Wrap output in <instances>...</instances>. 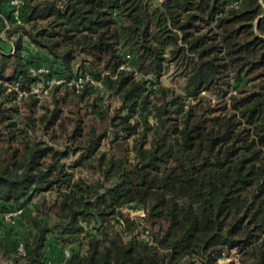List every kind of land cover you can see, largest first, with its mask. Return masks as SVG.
<instances>
[{
  "label": "trees",
  "instance_id": "16d2710c",
  "mask_svg": "<svg viewBox=\"0 0 264 264\" xmlns=\"http://www.w3.org/2000/svg\"><path fill=\"white\" fill-rule=\"evenodd\" d=\"M5 1L0 0V34L5 21L12 26L2 12ZM22 8L27 40L64 70L77 58L89 62L120 107L110 120L99 110L101 124L108 126L102 132L85 131L81 119L65 123L59 101L66 104L67 93L38 119L28 116L41 99L30 94L14 101L26 103V116L18 107L4 108L15 99L11 86L28 90L34 80L28 68L41 63L27 65L19 47L11 53L0 37V97L4 88L12 92L0 99V213L22 210L14 226L27 227L13 248L0 246V256L12 257L13 250L18 264H44L54 245L58 252L51 262L63 264H218L223 250H239L240 264H264V0H163L152 9L149 0H23ZM10 33L18 34L17 28ZM123 53L131 55L140 78L119 70ZM171 63L195 102L184 112L176 109L181 98L167 100L159 89L158 100L147 89ZM8 69L11 76L5 77ZM246 76L258 83L219 97L220 81L238 83ZM65 88L54 87L48 97ZM202 91L217 100L199 97ZM35 124L50 129L51 141L62 138L61 151L31 136ZM57 127L62 137L52 131ZM109 129L110 144L136 136L131 162L101 151ZM77 153L73 164L64 162ZM79 166L100 179H75ZM131 203L150 218H163L166 227L148 241H124L107 228L86 233L81 226L122 217L121 207ZM125 221L128 230L131 222ZM83 240V253L70 246Z\"/></svg>",
  "mask_w": 264,
  "mask_h": 264
},
{
  "label": "rangeland",
  "instance_id": "374dc122",
  "mask_svg": "<svg viewBox=\"0 0 264 264\" xmlns=\"http://www.w3.org/2000/svg\"><path fill=\"white\" fill-rule=\"evenodd\" d=\"M10 1L11 0H6L5 3L3 4L5 5V7H3L2 5L1 8H2V12L7 14V16L11 19L12 26L8 20L5 21L4 24H6L5 26L7 27L6 28L4 27L5 29L2 30L0 37L1 39H5V42L8 43V45L10 46L11 53L13 52L16 53V49L17 47H19V52L17 55L22 57L23 60L26 61L27 65H30V63H34V60H35L41 64L52 65L54 66L55 69H58V68L63 69L60 63H54L53 61L54 59L48 56L45 52L38 50L33 43L27 40V37L25 36V30H24L26 28L27 29L29 28L26 22H24V19H25L24 17L27 16V11H24L25 8H22V11L18 16V19L21 20V24H17L16 19L12 15L13 11L9 6ZM21 1L23 2V0ZM162 1L163 0H149V6L152 9L158 3ZM23 25L25 28L21 27ZM13 28H17L18 34L16 35L12 34V36H9V37L6 36V33L11 34L10 31ZM125 55L126 53H123L122 56H125ZM27 65L25 66V68L27 67ZM130 65H132V67L136 71V73L133 72L132 75L135 78H140L141 72L137 70L136 66L133 65L132 60L130 61ZM10 71H11L10 69L6 71L5 77L11 76ZM58 71L60 72L61 70H58ZM64 71L66 74H68L67 77L69 79L72 78V76L76 77L79 74L87 73L92 76L94 80V84L85 85L84 88L81 89L79 92H76L73 86L66 87L65 89H61L59 93L60 96L55 97L54 95H52V96L41 99L40 102L36 104L33 115L32 116L27 115V116L30 117V119H38L41 116L47 115L48 109L54 110L56 108L54 105L55 101H57L58 99L61 100V97H64V95H66L67 93L69 95L68 102L66 104L61 105V102L59 101V107L62 111V115L67 117L65 118V123L74 124V122L81 119V124L83 127H85L84 129L85 131L89 127H93L97 132H102L104 130L106 131V129H108V126L107 128H105L106 124H103V123L101 124V121L99 119V110L103 109V111L106 112V116L108 117L107 119H109L112 116L115 117V115H118L117 110L120 107L119 97L114 95L113 93L109 94V91L106 89L104 82L99 80V76L96 75V73L94 72V69L91 67L89 62L83 61L82 58H77L73 60L71 63V68L70 69L66 68ZM253 75H250L249 77H252ZM249 77L246 76L243 81H240L238 83H236L235 79L233 78L222 80L218 83L219 86L216 89V92L220 91L221 93V96H219L220 98L225 96L228 99L229 95L237 93V90L240 88H245L246 90H248L253 85H256L258 83L257 81L254 82V81L248 80ZM147 79H151V76L150 75L147 76ZM185 83H186L185 79L180 75V70L175 66V63H171L167 65V69L165 73L159 78L158 82L148 84L147 89L151 90L152 95L154 94V97L158 100L162 96L161 92L158 91L159 89L166 91V95H168L167 100H171L172 98H178V97L181 98L182 100L179 102V105H177L176 109L177 110L179 109L180 112H184L188 108V105L190 106V105L195 104V102L193 101L191 97H188L187 95H185V92H184ZM9 93H12V92L4 88L3 96H6ZM3 96H1L0 99H3ZM170 96L172 97L171 99H169ZM198 96L208 97L210 98L212 103H214L217 100L216 96L211 95L210 92L208 94L206 91L200 92ZM12 97H15V99L11 98L13 102L12 101L5 102L3 104V107L6 109L11 108V107H18V110L24 116H26V114H28L27 109H26L27 107L25 108L26 103L25 102H19V103L14 102V101L19 100V98L16 96V93H13ZM154 97L152 98L153 101H155ZM120 115L121 116L124 115V112H121ZM79 116L80 118H77ZM33 127H34L33 128L34 132L32 130L31 132L32 137L38 140H41V141H47L51 147H54L55 149L61 151V147L59 146L64 145L63 144L64 141L62 140V138H56V140L51 141L49 139V135H51L50 129H48L46 132L44 130V127L41 126L40 124H35L33 125ZM66 128L68 131H70L69 126H67ZM19 129H28V128L20 126ZM52 131H56V134H55L56 137H62L63 135V133L59 130V127H57L55 130H52ZM45 133H48L47 134L48 137H45ZM112 133H113L112 129H109L108 133L106 134V138L101 142V146H100L101 151H107L108 153H113L116 158H124V159L127 158V160L131 162L134 157L131 146H132L133 139L136 136L134 137L131 136L129 139L125 141L119 139L118 142H115L114 144H110L111 143L110 141L112 139ZM121 137L122 135L119 134V138ZM126 145L128 149H126ZM78 156H79V153H77L76 155L69 154V156L66 159H64V162L67 165H71L74 163V161L76 160ZM74 177L75 179L78 177H81L90 183L95 182L98 179H100L99 174H93L90 169H85L80 166L77 168H74ZM106 185H110V184L106 183ZM29 209H31L30 206H27L26 209L24 208L23 214L26 213V210L28 211ZM119 212L122 214V217H119L118 215L109 216L108 217L109 222L105 224H96L93 221H91L90 223L81 222V226L85 228L86 233H91V232L93 233L94 227L98 230H101L104 227V228H107L109 233L111 234L118 233L123 238L124 241H126L127 239L133 236L137 237L140 240L148 241L151 237H154L159 232H161V230H163L167 225V222L161 217L150 218L147 215L146 211L142 208V206L136 203L123 205ZM125 220H128L129 223L131 222L130 228L128 230H127V223ZM1 222L3 223L4 221L0 217V223ZM4 225L7 226L8 224L5 223ZM4 225H2L3 228H5ZM18 225H20V223ZM8 227L11 228L12 226L8 225ZM15 227L16 226H14V228ZM11 232H12V229L9 232H6L5 235L7 236ZM1 237L3 238V236ZM2 238H0V246L10 245L13 248V245H16L17 243V242L11 243V240H9L10 242H6ZM80 244L81 245H79V247L77 243L70 244V246L74 247L75 251L79 250V252L83 253L86 250L85 240L80 242ZM15 253L16 252H13L12 250V252L10 253L12 257L0 256V264H18L14 260ZM242 253L243 252L241 251L239 252V250H223L218 259V264H240ZM47 255L50 261L51 260L56 261L57 256H54L55 258L51 257L49 256V252Z\"/></svg>",
  "mask_w": 264,
  "mask_h": 264
},
{
  "label": "built area",
  "instance_id": "2783aa9c",
  "mask_svg": "<svg viewBox=\"0 0 264 264\" xmlns=\"http://www.w3.org/2000/svg\"><path fill=\"white\" fill-rule=\"evenodd\" d=\"M9 6L13 11V16L16 19L17 24H21V20L18 19L19 14L22 11L23 2L21 0H11L9 2ZM7 27V26H6ZM5 27V28H6ZM131 55L126 54L124 56L123 63L120 65V69L126 70V71H133L136 73L134 68L130 65ZM28 71L32 77H34V80L30 83L28 86V90H20L18 87V83H15L11 86L13 91L16 92V96L18 98H25L28 94L35 96L38 99H43L48 97L50 94V91L57 86H63V87H71L73 86L76 92H79L81 89L84 88L85 85H91L94 84V80L91 75L85 73V74H79L76 77L72 76V78H68L67 75L64 74H56L52 70L51 67L45 64H39V65H32L29 66ZM0 84L5 85L2 81H0ZM22 213V210L17 211H9L0 213L1 219L8 225L14 226L15 225V219ZM17 253L18 255H23V247L22 244L19 243L17 246ZM63 257L64 259L69 257V248H64L63 251ZM44 264H63V262H51L47 261Z\"/></svg>",
  "mask_w": 264,
  "mask_h": 264
},
{
  "label": "crops",
  "instance_id": "0c3cea01",
  "mask_svg": "<svg viewBox=\"0 0 264 264\" xmlns=\"http://www.w3.org/2000/svg\"><path fill=\"white\" fill-rule=\"evenodd\" d=\"M3 223L2 222L0 223V238H2L1 236H3L2 239H4V241L10 242L9 240H11V242H13L12 240H21L25 237V235L27 233V227L26 226L18 225L15 228L14 227L9 228L8 225L6 226V225H4L5 223L4 224ZM2 225H4L5 228H3ZM11 229H12V232L6 236L5 233L9 232ZM48 251H49V256H51V257L57 256L58 249H56V247L54 245L49 247Z\"/></svg>",
  "mask_w": 264,
  "mask_h": 264
}]
</instances>
